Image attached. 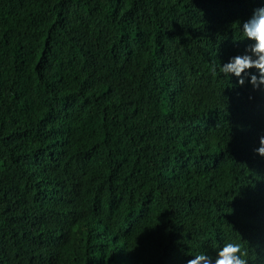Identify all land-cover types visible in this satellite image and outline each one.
<instances>
[{"label":"trees","instance_id":"1","mask_svg":"<svg viewBox=\"0 0 264 264\" xmlns=\"http://www.w3.org/2000/svg\"><path fill=\"white\" fill-rule=\"evenodd\" d=\"M254 2L0 0V264H264Z\"/></svg>","mask_w":264,"mask_h":264},{"label":"clouds","instance_id":"2","mask_svg":"<svg viewBox=\"0 0 264 264\" xmlns=\"http://www.w3.org/2000/svg\"><path fill=\"white\" fill-rule=\"evenodd\" d=\"M238 30L240 40L247 41L244 49L231 54L218 66L214 65L212 71L235 76L241 85L248 77L253 88H264V0H255L247 17L240 19ZM253 150L264 156V135L259 136V143ZM191 256L185 264H253L248 249L237 238L222 239L211 254L200 251Z\"/></svg>","mask_w":264,"mask_h":264}]
</instances>
